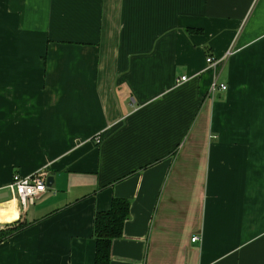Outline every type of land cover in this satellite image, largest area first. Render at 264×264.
I'll return each instance as SVG.
<instances>
[{"label":"crops","instance_id":"crops-1","mask_svg":"<svg viewBox=\"0 0 264 264\" xmlns=\"http://www.w3.org/2000/svg\"><path fill=\"white\" fill-rule=\"evenodd\" d=\"M115 197L109 264H264V0H0V264H96Z\"/></svg>","mask_w":264,"mask_h":264},{"label":"trees","instance_id":"trees-1","mask_svg":"<svg viewBox=\"0 0 264 264\" xmlns=\"http://www.w3.org/2000/svg\"><path fill=\"white\" fill-rule=\"evenodd\" d=\"M130 215V200L124 197L113 198L111 207L98 210L94 219L96 239V264H109L113 239L123 234L126 219ZM23 226L21 222L8 226L0 232V240Z\"/></svg>","mask_w":264,"mask_h":264},{"label":"built area","instance_id":"built-area-1","mask_svg":"<svg viewBox=\"0 0 264 264\" xmlns=\"http://www.w3.org/2000/svg\"><path fill=\"white\" fill-rule=\"evenodd\" d=\"M207 61L214 64V57L209 55ZM186 79V75H182L177 78V82ZM212 88L226 89L227 84L224 82L213 81ZM47 176L42 172H34L32 174H22L20 172H14L11 178V184L14 186L22 207H26L30 203H33L35 199L47 190ZM0 228H2L0 224ZM198 235L192 237L193 240L198 239Z\"/></svg>","mask_w":264,"mask_h":264},{"label":"water","instance_id":"water-1","mask_svg":"<svg viewBox=\"0 0 264 264\" xmlns=\"http://www.w3.org/2000/svg\"><path fill=\"white\" fill-rule=\"evenodd\" d=\"M53 180H54V176H53V175H48V176H47V184H48L49 186L52 185Z\"/></svg>","mask_w":264,"mask_h":264},{"label":"rangeland","instance_id":"rangeland-1","mask_svg":"<svg viewBox=\"0 0 264 264\" xmlns=\"http://www.w3.org/2000/svg\"><path fill=\"white\" fill-rule=\"evenodd\" d=\"M7 227L0 228V232H2L4 229L6 230Z\"/></svg>","mask_w":264,"mask_h":264}]
</instances>
